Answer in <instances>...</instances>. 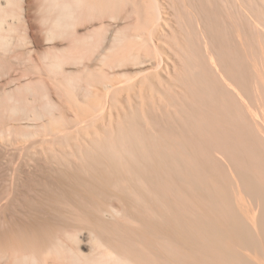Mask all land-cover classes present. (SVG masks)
Returning <instances> with one entry per match:
<instances>
[{"label":"bare ground","instance_id":"obj_1","mask_svg":"<svg viewBox=\"0 0 264 264\" xmlns=\"http://www.w3.org/2000/svg\"><path fill=\"white\" fill-rule=\"evenodd\" d=\"M5 1L11 5L16 0ZM45 1L51 13V18L49 17L51 21H48L52 23L50 25H53L49 34L55 38L69 35L68 37L74 41L76 37L72 36L75 32L73 30L75 26L78 27L79 22L82 24L81 21L99 20L105 18L107 14L113 12L115 14L116 10L122 8L128 0ZM193 3L194 1L192 6H195L197 2ZM147 4L143 11L137 10L139 26L135 32L123 34L122 31H118L120 33L113 37L110 51L115 49L114 53L119 54L118 49L122 48L127 52L126 47L130 49L134 45L130 43L131 47L127 46L129 40L135 41L136 46H141V50L145 46L143 44L152 43L153 32L150 26L160 17L156 11L157 7L154 4ZM198 5H196L197 9L192 7L200 15L199 20L198 18L196 20V31L189 28L188 32L187 24L186 30L182 28L187 40H191L187 42L183 35L186 42L181 38L179 41L176 39L177 44L173 42L177 45H175L176 48L178 47L182 54L184 53L183 56L186 54L189 58L188 54L195 56L198 54L196 59L192 56L194 60L189 58V62L193 61L192 64L186 62L185 70L183 72L179 70L175 78L184 81L185 83H182L188 86V90L196 93L198 91L200 96L203 86L204 89L206 85L212 90L211 94L209 91H206L208 94L203 93L206 97L203 98L207 99L206 103L208 102V119H200L197 136L187 138L183 134L175 133L176 135H171L174 143L165 152H162L161 146L157 144L158 141L146 143V145L143 141L147 140V136L145 140H143L145 136L143 139L140 136L143 141L138 140V143L142 147L136 149L130 148L129 141L126 140L119 142L120 147L117 149L113 148L115 144L111 145L114 143L112 139L106 138L108 142H113L108 143L102 136L105 147L106 142L110 144L108 148H104V145L101 148L99 145L100 150L98 148L92 149L93 151L90 149L81 151V155L78 154L77 157L72 154L77 161L74 163L77 165L73 167L74 163L68 164L73 168L71 170V167H68L69 171L66 168L71 173L67 171L68 174L64 173L65 169L62 171L64 174L54 175L56 181L51 178L53 175L49 177V181L52 179L54 183L50 184L47 180L45 182L48 184L42 182L44 187L38 183L39 185L35 187L37 191L41 186L43 189L41 188L38 193L34 188L32 192L38 193L37 198L45 197L44 200L35 201L36 197L34 200L32 196V202L25 201L26 205L31 203L27 207L23 204V209L28 214L24 223L14 224L12 228L0 232V252L4 253L11 247L15 253H12L14 256L9 259H13L11 264H145L146 261L148 264H175L171 256L165 257L148 250L155 246L151 239L153 237L157 241L164 242L170 249L183 244L184 240H181L179 236V229L186 231L189 236L193 235L196 244L203 242L204 246L207 244L211 247L215 255L214 264H259L260 262L264 264V50L261 51L263 49L261 47L259 52L254 51L253 48V43L256 48L255 43H258L256 40L261 38L258 39L256 36L257 39L254 38L255 41L251 42L244 36L247 34L241 33L242 30L239 31L240 33L235 32L237 35L230 31L236 35L235 48L231 49L230 43L233 41L228 44L230 40L228 34L232 33L226 31L228 29L225 30L226 23L221 24V21H217L218 18L215 20L216 17L210 14L208 8ZM1 6L0 3V12H4ZM188 9L189 7L180 12L184 15L185 11L191 10ZM110 18L114 19V17ZM183 25L180 24V26ZM195 26H193L194 29ZM143 31H148L149 35L145 37V34L141 33ZM96 38L97 36H90L85 42L71 40L72 44H75L67 51L70 54L81 55L90 53V50L91 52L92 49L96 50L99 45L101 37ZM138 41L142 42L143 46L138 44ZM148 45L144 49H148ZM199 63L202 68H205L203 73L196 71ZM224 89L229 90V93H226ZM175 97L177 98L176 95ZM144 98L141 99L142 103L145 101ZM238 110L244 111L246 115L245 120L248 121L246 127L242 126L237 119ZM94 139L97 140L96 137ZM94 139L93 141L90 139L91 142L94 143ZM161 153L169 158L168 162L171 165L168 163L165 168L161 165L160 157L163 156ZM65 161L64 157V164ZM68 161L66 163H70L71 160ZM114 189L124 194V198L120 200L122 201L120 209L113 206V208H107L101 201L102 199L105 201ZM179 201H181L182 209L181 213H176L175 206ZM62 205H66L73 216L81 219L82 227L73 231H63V235L59 236L55 230L58 225L56 217L46 215L45 212L44 218L40 219L38 212L48 207L49 210L50 208L59 210ZM135 211H138L137 215L138 213L141 215L140 218ZM26 212H24L25 215ZM102 216L112 222L107 224L100 221ZM187 216H190L189 220H185ZM120 219L129 221L128 223L139 222V219L142 221L145 232L142 242L145 246L143 247L140 242L142 247L140 250L135 246L138 239L136 242L130 238L133 231L129 233ZM83 229L88 231L87 244L82 239ZM111 236L118 238L120 242L122 239L127 241V244L120 246L123 248L121 252L110 248V243L113 242L110 240ZM120 242L116 243L120 245L122 244ZM113 246L116 248L115 245ZM9 255L4 256L7 259Z\"/></svg>","mask_w":264,"mask_h":264},{"label":"rangeland","instance_id":"obj_2","mask_svg":"<svg viewBox=\"0 0 264 264\" xmlns=\"http://www.w3.org/2000/svg\"><path fill=\"white\" fill-rule=\"evenodd\" d=\"M16 1L11 5L7 4L5 0L0 1L4 10V12H0V232L12 228L14 224L24 223L28 214L23 209V204L26 205L29 200L32 202V196L36 197L35 201L45 198L42 196L37 198L41 188L43 189L45 186L44 184H48L45 181H49V177L52 175L51 178L56 179L54 175L62 174V171L71 167L70 164L76 163L74 154L75 156L81 155V151L85 152L89 149L90 151L98 148L100 150L105 142L104 139L102 140V136L106 141L109 138V140L112 139L114 143L109 142L113 143L111 145L115 144L112 147L116 149L120 147L119 142L122 143L125 140L129 141L130 148H141L138 140L143 141L147 136V140L143 142L148 144L158 141L157 144L161 146L162 152L172 146L174 143L172 136L175 133L183 134L187 138L197 136L200 121L202 118L203 120L208 119V102L206 103L207 99L203 93L206 94V91H209L211 94L212 90L206 85L204 89L203 86L201 97L198 91L196 93L188 90V86L183 84L184 81L175 78L176 74L180 72L179 70L181 72L185 70L184 67L187 66L186 62H189V58L194 60L198 57V54L196 56L188 54L189 58L186 54L183 56L184 53L182 54L178 47L176 48V39L179 41L181 38L184 42L187 40V36L185 37L182 32L183 29H187V25L188 32L190 29L195 31L197 29L196 20L197 18L199 20L200 15L192 7L197 9L196 5L199 4L198 6L208 8L210 14L214 18L216 17L215 20L218 18L217 21H221V24L226 23L224 25L225 30L228 29L226 31L237 33L242 30L240 32L247 34L248 36H244L251 42L255 41L256 36L258 39L261 38L256 40L258 41L255 43L256 48L253 43V48L254 51L261 50V47H263L261 51L264 50V0H128L122 8L116 10L115 14L112 13L113 16L107 14L103 19L81 21L82 24L79 22L78 27L75 26L73 30L75 32L72 35L76 37H73L74 41L85 42L90 36L101 37L97 49L94 51L92 49V52L90 50V53L87 52L84 55L68 53L67 50H70L69 48L75 44H72L74 41L68 37L69 35L67 37L61 35L64 36L63 38L56 36L55 38L49 34L53 25L49 23L51 13L45 0ZM193 1L197 2L196 7L192 6ZM147 3L157 7L156 11L160 17L150 26L153 32L152 43H149L150 46L148 43L143 44L148 45L149 48L144 49L145 46L138 41V44L143 46V50H141V46L138 47L139 45L136 46L135 41L129 40V44L126 45L131 47L130 43L134 44L135 46L131 47L133 50L135 49L134 51H130L131 48L127 47V52L125 49L119 48V54L114 53L115 49L110 51L112 39L117 33H120L118 31H122L123 34L124 32L129 34L135 32L139 26L137 10L143 11ZM187 7H189L188 10H191L185 11L183 15L181 12L187 10ZM13 12L17 15L12 14ZM189 15L191 16L189 17ZM110 17H114V19ZM179 23L184 25L180 26ZM193 26L196 28L194 29ZM141 33L145 34V37L149 35L148 31ZM235 34H228L230 36L228 44L233 41L230 43L231 49L235 48L236 43L234 42H236L237 35ZM228 35H226L227 39ZM192 40L194 41V38ZM173 42L176 43V46ZM196 48L198 49V47ZM192 56H195L194 59ZM186 59L187 61H185ZM198 66V68L196 67L197 72L204 71L205 68L203 67V69L200 63ZM224 91L227 93L229 90L224 89ZM142 98L145 100L143 103ZM12 109L15 110L12 112ZM46 111H50V113ZM236 116L242 126L248 125L244 111L238 110ZM116 135H118V139ZM119 136L121 137L119 138ZM140 136L142 139L145 137L142 140ZM90 139L92 141L94 139L96 143L91 142ZM107 142L106 145L109 147L110 144ZM143 142L141 143L143 144ZM107 146L104 145V148H108ZM60 156L63 157L62 160H60ZM161 156V165L165 168L170 163L168 162L169 158L164 153H161ZM64 157L67 162L71 160L70 163L65 161L67 166L64 164ZM58 160L59 162H57ZM75 163L72 165L73 167L77 165ZM67 169L64 173L70 170L67 171ZM53 180L51 179L49 183L56 181ZM42 182L45 183L42 184ZM38 183L43 185V187L40 185L39 191L35 188L36 185H39ZM34 188L38 192L37 194L32 192ZM123 198L124 194L114 189L105 198V201H103L104 199L101 201L107 208L113 206L120 209L122 208L120 200ZM29 204L27 205L29 206ZM61 208L59 210L45 208L39 211L40 213L38 212V216L40 219H43L45 214L55 216L56 224H58L55 230L59 236L63 235V231H73L82 227L81 219L73 216L66 205H62ZM181 209V201H179L175 206L176 213H181ZM137 212L135 211L136 215ZM140 216L138 213L137 217L140 218ZM187 217L185 220L190 219V216ZM107 219L102 216L100 221L107 224L112 222ZM120 221L123 222L125 229L127 227L126 230L129 233L133 231L130 238H133L134 241L138 239L135 244L136 249L140 250L141 245L144 247L142 239L145 232L142 221L140 219L139 222L136 221L139 225L135 221H130L131 223L121 219ZM87 234L88 231L83 229L82 239L85 244L89 240ZM179 236L184 242L174 249H170L164 242L157 241L153 237L151 239L155 246L148 251L155 254L160 253L165 257L171 256L175 264H214L215 255L211 251V247L207 244L204 246L203 242L196 244L193 235L189 236L186 231L181 229H179ZM110 240L113 241L110 243V248L119 250V252L123 249L120 246L127 244L126 240L122 239L120 242L118 238L112 236ZM116 242L122 244L118 245ZM7 250L4 253L0 252V264H11L13 260L9 259L14 256L12 255L14 251L11 247ZM2 254L10 255L6 259V256ZM2 256L4 258H1ZM145 264L148 262L146 261Z\"/></svg>","mask_w":264,"mask_h":264}]
</instances>
